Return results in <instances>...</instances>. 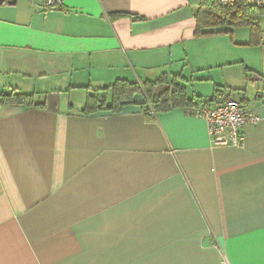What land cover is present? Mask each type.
Segmentation results:
<instances>
[{
	"label": "crops",
	"instance_id": "crops-1",
	"mask_svg": "<svg viewBox=\"0 0 264 264\" xmlns=\"http://www.w3.org/2000/svg\"><path fill=\"white\" fill-rule=\"evenodd\" d=\"M8 1L0 264H264V10L201 35L203 0ZM155 83L186 101L116 99ZM225 99L262 118L243 147H213L193 114Z\"/></svg>",
	"mask_w": 264,
	"mask_h": 264
},
{
	"label": "trees",
	"instance_id": "trees-1",
	"mask_svg": "<svg viewBox=\"0 0 264 264\" xmlns=\"http://www.w3.org/2000/svg\"><path fill=\"white\" fill-rule=\"evenodd\" d=\"M200 11L197 15V22L199 25V29L203 28H211L213 30H209L207 33H203L200 30L198 32L201 35H209L214 33H219L216 29L220 28L221 26H227V27H236V26H244L249 25L250 21L252 19V15H257L256 13L261 12V10H264L263 8L258 7H251V6H245L238 8H226L223 7L219 0H203V2L200 3ZM246 15H249L250 20H246ZM158 84L155 83L146 85V84H128L124 87H121L120 85L115 87V95L117 100L125 101L126 98H128L129 94L132 93H140V95H143V103L142 108L146 110L148 113L151 112L152 114H156L159 112H168L171 111L173 107H177L178 105H182V103L185 100V97L182 95V93L177 90V88L172 87L166 90H163L160 94H154L152 91L154 87H158ZM16 95L14 93L8 97H6L7 102H11L12 100H16ZM21 99L23 104H26L28 107H30L32 104V100H28V96H21ZM202 104V103H201ZM198 109L197 111H202L206 108H199V105H197Z\"/></svg>",
	"mask_w": 264,
	"mask_h": 264
},
{
	"label": "built area",
	"instance_id": "built-area-1",
	"mask_svg": "<svg viewBox=\"0 0 264 264\" xmlns=\"http://www.w3.org/2000/svg\"><path fill=\"white\" fill-rule=\"evenodd\" d=\"M18 1V0H9ZM40 11L57 10L63 7L64 0H27ZM226 8L239 5L264 7V0H219ZM195 116L204 118L208 125L209 138L213 147H243L245 137L243 130L248 126H256L262 118L256 111H249L243 103L225 99L211 109L194 112ZM225 263V260L223 261Z\"/></svg>",
	"mask_w": 264,
	"mask_h": 264
},
{
	"label": "water",
	"instance_id": "water-1",
	"mask_svg": "<svg viewBox=\"0 0 264 264\" xmlns=\"http://www.w3.org/2000/svg\"><path fill=\"white\" fill-rule=\"evenodd\" d=\"M5 3H6V0H0V6L5 4ZM8 4H10V5L16 4V1H8Z\"/></svg>",
	"mask_w": 264,
	"mask_h": 264
}]
</instances>
